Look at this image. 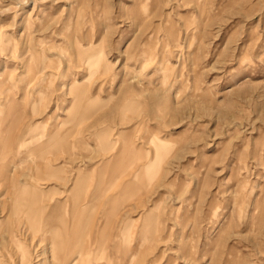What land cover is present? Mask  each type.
<instances>
[{"label":"rangeland","instance_id":"1","mask_svg":"<svg viewBox=\"0 0 264 264\" xmlns=\"http://www.w3.org/2000/svg\"><path fill=\"white\" fill-rule=\"evenodd\" d=\"M0 264H264V0H0Z\"/></svg>","mask_w":264,"mask_h":264}]
</instances>
